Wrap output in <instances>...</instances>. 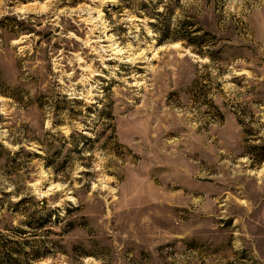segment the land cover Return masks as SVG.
Listing matches in <instances>:
<instances>
[{
    "label": "rangeland",
    "instance_id": "1",
    "mask_svg": "<svg viewBox=\"0 0 264 264\" xmlns=\"http://www.w3.org/2000/svg\"><path fill=\"white\" fill-rule=\"evenodd\" d=\"M0 247L264 264V0H0Z\"/></svg>",
    "mask_w": 264,
    "mask_h": 264
},
{
    "label": "trees",
    "instance_id": "2",
    "mask_svg": "<svg viewBox=\"0 0 264 264\" xmlns=\"http://www.w3.org/2000/svg\"><path fill=\"white\" fill-rule=\"evenodd\" d=\"M197 32H200V31H193V33H197ZM199 46H201V45H199ZM200 48H202V47H200ZM22 238H24V237H22ZM25 242L27 243L26 240H25ZM26 243H23V244H26ZM18 244H19V242L16 241L14 244L15 247ZM1 247H0V264H29L28 263L29 261H27L25 259L20 261V256L24 258V254H22V252L20 253L19 251L15 250V249H12L11 251H8L7 249L1 250ZM3 247H5V246H3ZM37 258L38 257H34L33 259H37Z\"/></svg>",
    "mask_w": 264,
    "mask_h": 264
}]
</instances>
